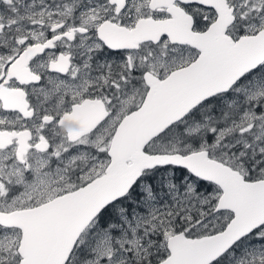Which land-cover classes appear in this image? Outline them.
Instances as JSON below:
<instances>
[{
	"label": "snow or ice",
	"instance_id": "1",
	"mask_svg": "<svg viewBox=\"0 0 264 264\" xmlns=\"http://www.w3.org/2000/svg\"><path fill=\"white\" fill-rule=\"evenodd\" d=\"M0 264H264V0H0Z\"/></svg>",
	"mask_w": 264,
	"mask_h": 264
}]
</instances>
